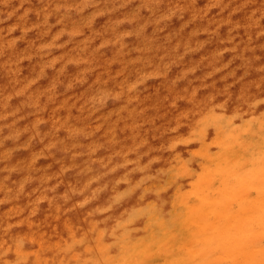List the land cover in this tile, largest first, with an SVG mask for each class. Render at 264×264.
<instances>
[{"label":"rangeland","instance_id":"374dc122","mask_svg":"<svg viewBox=\"0 0 264 264\" xmlns=\"http://www.w3.org/2000/svg\"><path fill=\"white\" fill-rule=\"evenodd\" d=\"M257 113L264 0H0V264H264ZM165 198L182 236L137 245Z\"/></svg>","mask_w":264,"mask_h":264},{"label":"bare ground","instance_id":"6f19581e","mask_svg":"<svg viewBox=\"0 0 264 264\" xmlns=\"http://www.w3.org/2000/svg\"><path fill=\"white\" fill-rule=\"evenodd\" d=\"M251 34V31H246L245 36ZM261 94V93H260ZM255 96V93L249 90H239L237 94V99L238 103L241 105L242 103L248 102L246 100L250 99V97ZM197 114H201V110L197 109L195 111ZM215 118H218L217 120L221 122L220 119V114L218 112L213 113ZM262 118H260L259 113L256 114L255 119L257 122H262L264 124V113H262ZM246 122L243 121H236V127L238 129V132L233 135V141L241 140L245 136V133L243 131L244 126ZM233 125H229L228 128L231 129ZM235 143V142H234ZM232 143V144H234ZM229 148H232L230 146ZM254 149V147H252ZM218 150V149H216ZM251 153V152H250ZM183 155V154H182ZM225 162L227 163L230 167H234L235 159H234V154L230 155L227 154L224 150H218L215 151L213 154H211L208 157V162H209V169L211 170H216L217 171V166L219 162ZM240 168V167H238ZM238 168L234 170L237 171ZM169 168L166 166H156L152 168L151 172H154L153 177L155 176H161L164 173L169 172ZM198 169V170H196ZM205 170H207L206 167H199L194 160L189 161L186 163V165L183 167V169L180 170V172H177L176 175L178 177L182 176V173H185L184 178H190L187 182L192 183V182H197L200 178L203 179L205 175ZM150 172V173H151ZM84 174V172H83ZM218 174V173H217ZM223 175L227 176V174L224 172ZM254 181L259 182L262 180L261 174H256L253 178ZM178 188H186V185L182 184L179 185ZM244 189H247L246 187ZM104 188H91L87 189V193L89 197L87 198L89 204L91 206L94 205V203H97L99 200H101L104 196ZM160 204V203H159ZM158 205V203H157ZM156 208L154 207L153 209L150 210L147 214H145V217L148 219V226H140L137 230V238H138V243L137 245H142V244H151L153 246L159 245L162 251H166L168 249L169 245H164L161 246V244H164L163 237L165 234L171 230L172 235H176V237H181V223L180 222H172L170 220L171 215H173L171 211V207L169 209L170 201L168 198H165L163 200V204L161 206H157ZM251 206V205H250ZM188 206L185 205V208ZM174 216V215H173ZM136 222H141V219H136ZM247 237H244L243 239H246ZM177 241V238H175ZM140 264H142L140 262Z\"/></svg>","mask_w":264,"mask_h":264}]
</instances>
